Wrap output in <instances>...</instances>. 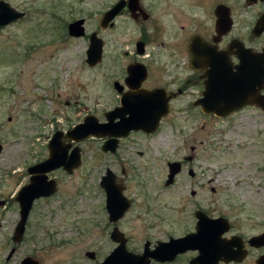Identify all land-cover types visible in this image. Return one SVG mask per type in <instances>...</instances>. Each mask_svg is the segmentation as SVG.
Here are the masks:
<instances>
[{"label":"rangeland","instance_id":"374dc122","mask_svg":"<svg viewBox=\"0 0 264 264\" xmlns=\"http://www.w3.org/2000/svg\"><path fill=\"white\" fill-rule=\"evenodd\" d=\"M6 1L25 15L0 29V264H20L27 255L40 264H94L84 255L87 250L97 252L95 260L106 257L116 244L103 226V201L98 203L97 180L104 166L124 177L133 196L134 206L121 226L134 244L143 237L164 239L179 233L174 231V211L181 210V202L174 199V184L165 185L167 164L174 160L198 166L196 177L210 179L215 188L204 194L211 195L212 206L229 207L227 214L239 230L250 234L254 230L249 223L264 220V123L256 125L240 115L204 116L183 96L174 104L173 131L168 118L154 136L140 138L138 146L115 156L102 152L94 138L81 142L79 169L71 176L54 173L59 194L34 204L23 240L15 245L11 236L18 209L13 196L27 182L25 166L47 157V143L56 129L64 131L86 111L106 106L109 68L117 65L113 57L134 46L141 28L150 34L151 50L160 56L172 53L175 61L192 32L209 29L215 3L233 7L232 35L243 37L259 7L245 8L239 0H143L153 15L149 22L138 24L123 14L113 29L101 30L98 19L116 0ZM79 18L84 19L85 33L71 37L67 24ZM92 31L104 42L103 60L95 66L85 61ZM122 165L124 176L119 173ZM181 190L175 193L188 194ZM244 201L249 211L236 208ZM12 247L16 250L10 254Z\"/></svg>","mask_w":264,"mask_h":264},{"label":"flooded vegetation","instance_id":"af4514ba","mask_svg":"<svg viewBox=\"0 0 264 264\" xmlns=\"http://www.w3.org/2000/svg\"><path fill=\"white\" fill-rule=\"evenodd\" d=\"M118 1L119 0L112 2L105 11L112 8ZM239 1L244 3L245 8L252 5H257L259 7L255 11V14L252 15V24L248 28L246 37L232 35V30L234 28L232 16L233 7L227 6V4L223 2H217L212 6V9H210L212 20L209 29L207 28L203 31L197 30L188 36L186 50L180 56V60L176 59L174 61V54L172 53H170V56H160L158 52L151 50L149 48L150 34L144 28H141L139 37L133 42L134 46L121 50L118 57H113V62H117V65L116 68H109L110 73L108 74L109 81L107 83L106 106L91 112L86 111L81 120L72 124L64 131L59 130L62 132L61 141L67 148V154L69 155L70 152L77 147L79 149L81 161V148L79 144L85 139L94 138L98 140L99 148L102 152L115 156L121 150H127L138 146L140 138L147 139L148 137L154 136L159 132L168 118L171 120V130L173 131L174 121L172 116L174 114V104L183 96H189L186 103L192 106L198 114L221 119L240 115L245 118H252L256 125H259V122L264 123V29L258 33H255L257 31H253V27L257 20L260 18L264 19V1L256 0L251 3H248L247 0ZM124 2L125 4L121 10L105 27H100L99 25L100 19L105 11L101 13L97 22L99 29H113L115 27V20L123 14H127L133 22L142 25L151 20L153 16L152 12L148 7L144 6L143 0H138L136 10L134 11H130L128 0H124ZM218 5H224L229 8V15L232 21L230 30L221 36L216 33L215 27L217 18L215 8ZM262 26H264V23ZM258 27L260 28L261 25ZM94 32L101 38L96 31ZM193 36L201 37L205 40L206 44L211 45L215 51L219 52L218 57L213 60L218 65L217 67L214 65V62L211 65L209 56L189 51V43ZM214 38H218V40L214 41ZM103 47L104 42L102 39V54L100 60L96 64H100L103 60ZM182 71H184L183 76H178V72ZM217 86L219 89H215ZM207 96L209 99L215 96L217 100L225 101L228 99H236L241 105L226 114L217 115L213 111H207L202 108V100ZM66 103H68V101H66ZM164 104L166 107L163 112L166 113H161L159 117H157V123L153 129H149L152 128L153 124L143 125L141 121L142 118H138L143 110V106H151L150 113L153 117H156L158 112L157 106H163ZM138 114L139 116H137ZM87 116L94 117L97 123H109V134L106 136L89 135L81 140L68 137V131L77 124L82 123ZM146 128L152 131H147ZM257 131H259V128ZM105 144L107 150H104ZM194 150L195 146L192 145L191 151L194 152ZM137 153L140 154L141 152L138 150ZM194 155L195 154L192 153L187 156V160L193 162ZM174 161H179L180 166H177V171L174 174L172 182L166 183V179L165 185L169 186L174 184V199H178L180 200L179 202H181V210L177 208L176 211H174V231H179V233H174V236L169 235L164 239L143 237L138 244H134L130 241L129 234L126 233L121 226L122 221L131 212L135 203L132 194L127 193L128 184L124 177H120L110 166H104V173H102L97 180V188H99L100 191L98 203L103 201V212L106 217V221H103V226L108 228V239L116 244L113 245L114 248H116L119 243L111 237V234L113 231L117 230L128 252L135 255L148 253L146 257L140 261L141 264H199L197 262L199 247L195 245L174 242V256L172 258L156 259L151 256V252L154 251L160 243L167 242L170 238L178 240L188 234L195 233L198 223L201 222V220L203 224H205L206 221H210L211 219H221L224 221L225 229L218 239L222 242L220 244L226 248V253L217 260L216 264H264V260L261 259L264 256V220L249 223L248 227L252 228L254 231L250 234H245L237 228L236 223L228 216L229 207L225 209L222 203L212 206L210 200L211 195H205L204 191L215 192V188L211 186L210 179L205 180L196 177V167L198 166H186L183 160ZM35 163L25 166L24 174L27 175V182L23 184L13 196V199L17 202L18 209V220L14 229L20 220L18 194L25 185L30 183V178L35 175L34 172L28 170ZM79 167V165L69 166L70 171H68V166H59L46 173L48 179L54 180L55 190L50 195H40L32 201L21 240L15 243L12 239L15 245L23 240L26 223L33 210L34 204L39 200L49 201L59 194V179L54 173L59 171L71 176ZM108 169L113 173L114 178L104 181L102 176L106 174ZM119 173L122 176L126 175L123 165ZM181 175H187L189 178H180ZM102 183L114 185L109 191L113 193V196H116V194L121 196V200L118 204H115V208L116 212L122 210L121 207L123 211L122 213L118 211L120 215L117 216V218L115 217V219L109 218L110 215L106 200L108 197V190L104 188ZM179 190L185 193L187 192L188 194H176L175 192ZM0 201H2V204H0V206H2L4 200L0 199ZM236 208L239 209V211H243L244 208L248 211L250 210L246 201L242 204L238 203ZM248 216V218H250L251 215ZM239 227L241 228L242 225H239ZM209 240L208 237V243ZM205 248H209L206 243ZM215 249H218V244ZM15 250L16 247H12L10 254ZM86 252L92 253V257L87 256ZM84 255L89 261H94V264L103 262L108 256L107 255L101 260H95L97 252L93 250L85 251ZM26 257H30L35 260L37 264H40V261L33 256L27 255L24 258Z\"/></svg>","mask_w":264,"mask_h":264},{"label":"water","instance_id":"95a60500","mask_svg":"<svg viewBox=\"0 0 264 264\" xmlns=\"http://www.w3.org/2000/svg\"><path fill=\"white\" fill-rule=\"evenodd\" d=\"M248 3L255 2L256 0H247ZM264 1V0H261ZM138 0H128V7L130 11L136 10ZM125 4L124 0H119L115 3V5L109 10L105 11L100 19V27H105L109 21H111L114 16L121 10L123 5ZM25 12L15 9L8 3L7 1L0 0V29L5 26L16 22L23 18ZM216 14V33L221 36L227 33L230 30L232 21L229 15V8L224 5H218L215 8ZM264 23V19L260 18L257 20L256 24L253 27V31H257L255 33L260 32L264 29L262 26ZM261 25L259 28L258 26ZM67 33L72 37H81L85 33L84 28V19L79 18L74 21H71L67 25ZM88 46L86 49V63L89 66L95 65L101 58L102 54V39L99 38L95 32L90 33L88 39ZM218 38H214V41H217ZM189 51L192 53H200L204 56H209L211 60V65L214 62V65L217 67L218 65L215 63L214 58L218 57L219 52L215 51V49L206 44L205 40H203L199 36H193L189 43ZM213 89V88H212ZM215 89H219L218 86ZM214 90V89H213ZM212 90V91H213ZM219 91V90H217ZM208 96L202 100V108L207 111H213L217 115H223L233 110L234 108L239 107L240 102L236 99H228V100H217L215 96H212L211 99ZM149 105H144L143 110L138 118H142L143 125L144 124H153L152 128L157 123V117L163 112L166 105L163 106L158 105L157 115L153 117L150 113ZM144 127V126H143ZM109 123H97L96 119L92 116L85 117L84 121L80 124H77L72 129H70L67 133L68 137L81 140L86 138L89 135H98V136H106L109 134ZM145 129V128H144ZM147 129V128H146ZM147 131H152L148 130ZM62 132L56 130L52 137L48 142V155L42 161H39L32 165L28 170L30 172H34L35 175L30 178V183L25 185L18 194V200L20 203V220L18 221L12 239L15 243H18L23 235L24 226L27 219L28 211L31 207L32 201L39 197L40 195H50L55 190V182L52 179H48L46 173L55 169L59 166H78L80 163V154L79 149L75 147L70 154H67V148L62 144L61 141ZM104 150H107L106 144L104 145ZM1 150V145H0ZM177 166H180L179 161H172L168 163V175L166 183H171L174 174L177 171ZM114 178L113 173L108 169L106 174L102 176L104 181L112 180ZM104 188L108 190L107 197V209L109 212V218L115 219L119 216V213H122V210H118L116 212L115 204L121 200V196L116 194L113 196V193L109 191L111 187L114 185H110L107 183H102ZM111 192V193H110ZM2 204V201H0ZM225 229L224 221L221 219H211L210 221H206L203 224V221L198 223L197 231L193 234H188L183 238L175 239L170 238L167 242L160 243L154 251L151 252V256L156 259H164V258H172L174 256V242H180L189 245H195L199 247V256L197 257V262L199 264H216L217 260L221 258L222 255L226 253V248L222 246L218 237ZM118 231L115 230L112 232L111 237L119 243V245L114 248V250L105 258V260L99 264H141L140 261L143 260L146 255H135L133 253L128 252L125 249L124 241L119 237ZM209 237V243H208ZM260 238V237H258ZM254 238V239H258ZM253 239V240H254ZM205 243L207 244L208 249L205 248ZM218 244V249L216 245ZM210 245V246H209ZM87 256L92 257V253L86 252ZM264 260V256L261 258ZM21 264H37L35 260L30 257H26L22 260ZM193 264V263H191Z\"/></svg>","mask_w":264,"mask_h":264}]
</instances>
